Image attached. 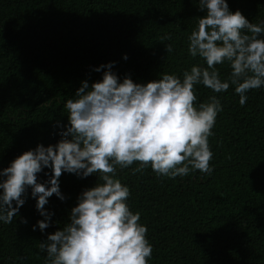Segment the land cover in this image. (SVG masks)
Masks as SVG:
<instances>
[{
	"label": "trees",
	"instance_id": "obj_1",
	"mask_svg": "<svg viewBox=\"0 0 264 264\" xmlns=\"http://www.w3.org/2000/svg\"><path fill=\"white\" fill-rule=\"evenodd\" d=\"M226 2L250 23L264 22V0ZM198 3L0 0V170L23 152L62 139L69 124L66 101L82 81L91 87L102 79L107 69L97 67L111 63L118 79L142 84L163 74L182 80L192 66L207 67L188 53L187 38L206 15ZM216 69L222 81L228 79L227 61ZM194 91L197 107L211 96L222 106L209 137L211 174L190 170L170 178L150 166L133 174L137 163L117 168L116 178L130 191V210L140 213L148 229V264H264V86L249 90L243 106L233 85L216 93L197 84ZM51 175L44 167L37 182L48 187ZM97 182L95 174L64 172L59 189L65 199L48 198L49 226L43 231L37 221L45 217L27 187L17 216L0 221V264H48L40 243L70 223L79 195Z\"/></svg>",
	"mask_w": 264,
	"mask_h": 264
},
{
	"label": "clouds",
	"instance_id": "obj_2",
	"mask_svg": "<svg viewBox=\"0 0 264 264\" xmlns=\"http://www.w3.org/2000/svg\"><path fill=\"white\" fill-rule=\"evenodd\" d=\"M198 6L206 15L187 38L188 53L205 60L207 67L192 66L182 80L163 74L143 84L127 76L118 79L111 63L97 67L95 71L107 69L102 79L91 87L82 81L75 97L66 101L69 124L62 139L54 146L37 145L0 170V221H13L30 187L45 217L37 221L41 231L49 226L48 198L65 199L59 189L64 172L99 177L101 182L79 195L70 223L40 243L48 264H148V229L140 223V213L130 210V191L116 178L117 168L137 163L133 174L150 166L157 176L170 178L190 170L211 174L209 137L222 106L211 96L197 107L194 86L220 93L233 85L241 106L249 90L264 86V22L250 23L239 10L230 11L226 0H199ZM165 39L170 37H161ZM172 50L168 44L166 51ZM225 61L231 72L222 81L216 65ZM44 167L52 171L48 187L37 182Z\"/></svg>",
	"mask_w": 264,
	"mask_h": 264
}]
</instances>
